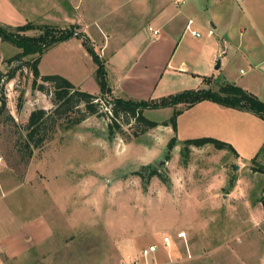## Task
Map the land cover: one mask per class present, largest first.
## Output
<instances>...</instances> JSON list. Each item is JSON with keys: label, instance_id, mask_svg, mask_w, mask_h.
I'll return each mask as SVG.
<instances>
[{"label": "rangeland", "instance_id": "obj_1", "mask_svg": "<svg viewBox=\"0 0 264 264\" xmlns=\"http://www.w3.org/2000/svg\"><path fill=\"white\" fill-rule=\"evenodd\" d=\"M194 1L218 10L223 22L232 16L228 1L217 5L210 3L215 0H184L189 4L184 18L207 20L204 11L192 5ZM258 2L262 15L254 0L239 3L248 14L239 17V27L249 32L255 21L264 40V0ZM40 33L30 30L22 35ZM85 42L73 36L49 48L40 56L37 70L40 75L62 76L76 89L101 97L104 115L89 116L67 131L47 129L51 139L29 156L20 150L25 124L33 110L53 108L51 96L32 88L34 76L26 62L39 55L10 61L22 49L0 39V98L4 101L0 238L3 232L13 231L17 221L48 222L57 217L70 222L72 229L57 233L22 264H140V250L159 243L163 236L173 239L171 247L158 251L149 264H264V150L243 166L232 152L210 145L190 147L188 155L182 154L183 142L190 138L178 134L177 124L175 133L170 125H162L169 123L175 111H184L179 105L143 110L146 119L159 124L153 129L142 131L133 119L129 124L117 119L121 130L111 133L106 101L118 97L109 89L107 71L108 91L101 92L99 65L93 59L96 52L91 53ZM238 69L245 72L247 65ZM158 87L134 94L135 100L153 102L181 93L160 94ZM46 89L51 88L46 85ZM173 137L176 142L170 149ZM153 169L157 175L148 177ZM181 231L191 259L175 237Z\"/></svg>", "mask_w": 264, "mask_h": 264}, {"label": "crops", "instance_id": "obj_2", "mask_svg": "<svg viewBox=\"0 0 264 264\" xmlns=\"http://www.w3.org/2000/svg\"><path fill=\"white\" fill-rule=\"evenodd\" d=\"M223 1L229 2L230 8H227L232 15L227 22L222 21L218 10H212L210 5H198L197 1L192 5L204 11L206 21L184 18L183 13L189 6L184 0H0V24L13 27L30 23L58 30L73 27L75 36H85L103 60L105 72L111 78L109 89L118 98L135 100L134 94H143L157 85L160 94L168 95L171 90L216 91L221 84L228 83L264 103L261 29L255 21L250 23L249 32L239 27V17L248 16L239 4L245 0L210 3L219 5ZM258 1L254 3L262 15L263 6ZM188 20L193 21L192 29L200 33L199 37L186 30ZM233 28L235 33L231 31ZM209 29L213 30L211 36L207 34ZM242 64L247 65L245 72L238 69ZM176 124L179 135L190 139L209 137L229 144L242 166L255 160L264 145L261 118L211 101H202L184 110ZM50 219L48 222L17 221L15 233L3 232L0 264H22L31 254L41 251L57 233H69L72 229L70 222H61L57 217Z\"/></svg>", "mask_w": 264, "mask_h": 264}, {"label": "trees", "instance_id": "obj_3", "mask_svg": "<svg viewBox=\"0 0 264 264\" xmlns=\"http://www.w3.org/2000/svg\"><path fill=\"white\" fill-rule=\"evenodd\" d=\"M5 27L9 28V30ZM10 29H14V31H10ZM30 30H39L41 33L38 36L22 35V33ZM73 36H75L73 27L67 30H58L50 26H35L30 23L14 28L0 25V39L22 49L21 53L17 54L10 61H21L22 58L26 56L33 54L39 55L33 58L31 62H26L34 76L32 88L42 93L50 94L51 103L53 105L50 111L35 109L28 116L25 124V141L20 150H25L29 156L33 149L42 147L48 139H51L49 138L50 136L47 137L46 135L47 129L51 131H54V129L67 131L89 116L104 115L101 112L100 101H103L101 97L76 89L62 76L40 75L37 70V63L40 56L45 51ZM77 36L82 37L86 41L85 43L88 45L87 48L91 51L92 48L89 46L85 36L79 34ZM93 59L99 65L97 74L99 77L98 82L101 85V92L106 93L108 88L105 87L104 82V66L100 62V58L97 54H93ZM13 73L14 70L9 73V77H13ZM46 85H49L51 89H46ZM202 101H211L225 108L247 111L264 121L263 102L257 99L253 94L236 85L223 83L216 91L212 89L183 91L153 102L125 98H115L111 101H106L110 109V119L112 120L108 128L111 133H114V131L120 132L121 128L117 119H121L124 124H129V120L133 119L137 126L143 127L142 131L153 129L159 124L146 119L143 115V110L175 107L176 105H183L182 109L186 110ZM2 107H4V101L0 98V112L2 111ZM180 114L181 110L175 111L169 123H164L162 125H170L172 131L175 133L176 117ZM75 115H78V117H75ZM175 142L176 139L173 137L168 144L170 149L174 146ZM205 145H210L216 150H228L234 155L236 154L235 150L229 144L209 137L184 141L181 153L188 155L190 147L200 148ZM263 150L264 146L260 151ZM155 175H157V171L153 169L148 177Z\"/></svg>", "mask_w": 264, "mask_h": 264}, {"label": "built area", "instance_id": "obj_4", "mask_svg": "<svg viewBox=\"0 0 264 264\" xmlns=\"http://www.w3.org/2000/svg\"><path fill=\"white\" fill-rule=\"evenodd\" d=\"M192 26H193V21L188 20L187 25H186V30L192 36L199 37L200 33L193 30ZM207 34L209 36L213 35V30L209 29ZM175 237L177 239H179L180 241H182L184 252H185V257L188 259H191L192 253H191V250L189 249V246L186 242L185 232H183V231L178 232ZM172 240L173 239L169 236H163L160 239L159 243H152V244L146 246L145 248L141 249L139 252L140 264H149V262L151 261V257L154 256L158 251H160L161 249L162 250H168L171 247Z\"/></svg>", "mask_w": 264, "mask_h": 264}, {"label": "water", "instance_id": "obj_5", "mask_svg": "<svg viewBox=\"0 0 264 264\" xmlns=\"http://www.w3.org/2000/svg\"><path fill=\"white\" fill-rule=\"evenodd\" d=\"M216 68H217V65H216Z\"/></svg>", "mask_w": 264, "mask_h": 264}]
</instances>
